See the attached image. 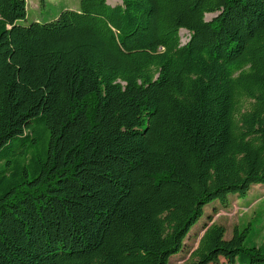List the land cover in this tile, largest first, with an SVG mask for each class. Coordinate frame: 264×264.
Returning <instances> with one entry per match:
<instances>
[{"label": "trees", "instance_id": "trees-1", "mask_svg": "<svg viewBox=\"0 0 264 264\" xmlns=\"http://www.w3.org/2000/svg\"><path fill=\"white\" fill-rule=\"evenodd\" d=\"M26 16L0 0V264H169L264 188V0ZM200 231L190 264H264L246 229Z\"/></svg>", "mask_w": 264, "mask_h": 264}, {"label": "rangeland", "instance_id": "rangeland-1", "mask_svg": "<svg viewBox=\"0 0 264 264\" xmlns=\"http://www.w3.org/2000/svg\"><path fill=\"white\" fill-rule=\"evenodd\" d=\"M27 16L25 20L19 22L21 25H28L36 20L41 22L56 18L62 11L77 10L80 0H26ZM110 5L120 4L121 0H107ZM216 14H207L205 19L211 20ZM181 43L184 44L189 39L188 32H179ZM239 201V202H238ZM206 214L211 219L205 218L197 224L191 234L186 237L184 247L179 255L173 257L169 264H190L193 262L191 253L197 248L199 240L203 234L200 231L203 225L210 226L216 224L225 229L226 240L230 239L234 230H247L244 248L257 246L264 253V188L255 186L250 191L245 201L237 200L235 197L228 199L227 205L218 204L215 210L206 208ZM206 223V224H204ZM219 264H227L224 259Z\"/></svg>", "mask_w": 264, "mask_h": 264}, {"label": "crops", "instance_id": "crops-1", "mask_svg": "<svg viewBox=\"0 0 264 264\" xmlns=\"http://www.w3.org/2000/svg\"><path fill=\"white\" fill-rule=\"evenodd\" d=\"M237 200H240V199H237ZM245 200H246V198H245L244 200H241V202H242V201H245ZM238 202H239V201H238Z\"/></svg>", "mask_w": 264, "mask_h": 264}]
</instances>
